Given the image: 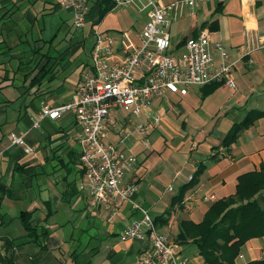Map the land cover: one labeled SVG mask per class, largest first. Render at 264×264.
Instances as JSON below:
<instances>
[{
    "label": "crops",
    "instance_id": "crops-1",
    "mask_svg": "<svg viewBox=\"0 0 264 264\" xmlns=\"http://www.w3.org/2000/svg\"><path fill=\"white\" fill-rule=\"evenodd\" d=\"M58 3L0 0V248L3 240L18 241L14 264H133L150 240L121 241L118 235L142 213L125 201H119L114 216L92 206L73 117L39 120L38 113L42 106L71 98L89 70L95 30L136 43L148 10L141 8L144 0L125 7L89 0L86 22L76 29L73 13ZM107 3L111 10L100 18ZM173 14L169 52L179 53L187 39L207 29L210 40L227 51L235 87L212 83L190 86L183 96L166 93L137 117L118 110L107 142L137 158L124 180L137 184L133 201L168 236L176 257L205 264L191 240H181L185 224H200L213 203L233 196L240 176L264 170V50L257 48L264 33V0H209ZM214 57L218 63L217 53ZM155 117L160 120L155 129L133 131ZM246 119L249 125L226 146L232 127ZM124 128L131 131L125 139ZM10 135L22 137L24 144H11ZM194 175L196 184L181 195ZM21 213L30 214L39 238L26 237ZM260 259L264 239H251L235 264Z\"/></svg>",
    "mask_w": 264,
    "mask_h": 264
},
{
    "label": "built area",
    "instance_id": "built-area-1",
    "mask_svg": "<svg viewBox=\"0 0 264 264\" xmlns=\"http://www.w3.org/2000/svg\"><path fill=\"white\" fill-rule=\"evenodd\" d=\"M138 1L113 0V4L125 7ZM144 1L141 8L148 10V20L136 34L137 42H123L108 31L95 30L88 72L81 75L66 103L40 107L38 119L56 121L67 114L73 117L79 129L76 134L79 163L87 180L92 206H102L114 216L119 201H125L142 213L141 219L133 220L118 235L121 241H142L146 237L150 240V248L133 264H188V258L176 257L175 246L168 236L160 233L147 211L133 201L137 184L125 182L124 177L134 170L137 158L107 142L114 128L112 115L121 110L130 117H137L154 98L166 93L183 96L190 86L218 83L233 89L232 65L225 63L227 51L221 43L210 40L207 29L187 39L179 53L169 52V30L175 19L173 12L192 10L209 0H177L169 5L156 0ZM58 2L60 7L73 13L74 28L85 24L89 0ZM257 43V48L264 50V33L257 37ZM214 53L219 57L218 63ZM159 122L155 117L135 125L133 131L147 133ZM33 125L37 127L38 123ZM130 133L124 128L123 139ZM10 142L18 146L24 144L22 137L14 135H10ZM210 199L214 200V197Z\"/></svg>",
    "mask_w": 264,
    "mask_h": 264
},
{
    "label": "trees",
    "instance_id": "trees-1",
    "mask_svg": "<svg viewBox=\"0 0 264 264\" xmlns=\"http://www.w3.org/2000/svg\"><path fill=\"white\" fill-rule=\"evenodd\" d=\"M107 5L101 6L100 18L111 10L112 5L108 3ZM260 113L264 114V111ZM250 121L246 119L239 125L233 126L224 144L228 146ZM196 178L194 175L183 187L181 195L196 184ZM177 200L179 198L175 201ZM30 218L29 213L20 215L26 237L35 240L39 235L37 229L31 225ZM185 226L186 230L180 234L181 240L190 239L205 264H235V259L246 242L251 239H264V170L240 176L233 196L213 203L200 224L187 223ZM40 234L45 236L46 233L41 231ZM17 242L3 240L0 248V264H14L13 256L15 247L18 246ZM246 264H264V259Z\"/></svg>",
    "mask_w": 264,
    "mask_h": 264
},
{
    "label": "rangeland",
    "instance_id": "rangeland-1",
    "mask_svg": "<svg viewBox=\"0 0 264 264\" xmlns=\"http://www.w3.org/2000/svg\"><path fill=\"white\" fill-rule=\"evenodd\" d=\"M145 13H146V12L141 13V16H140V17L144 16ZM73 31L75 32L76 30L73 29ZM79 31H80V30H79ZM77 33H80V32L77 31ZM91 41H92L91 38H88V39L86 40V44H85V45H86V47H85V53L83 54V57L81 58V60H83V61L88 60V55H87L86 52H87L88 48L90 47V43H91ZM18 94H19V91L17 90V94L14 95V98H16V97L18 96ZM18 105H19V104H17L16 106H18Z\"/></svg>",
    "mask_w": 264,
    "mask_h": 264
}]
</instances>
